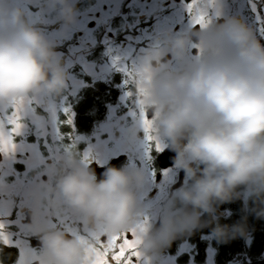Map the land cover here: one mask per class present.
Listing matches in <instances>:
<instances>
[{"label":"clouds","instance_id":"clouds-1","mask_svg":"<svg viewBox=\"0 0 264 264\" xmlns=\"http://www.w3.org/2000/svg\"><path fill=\"white\" fill-rule=\"evenodd\" d=\"M45 2L57 23H77V0ZM57 47L14 0H0V108L14 110L20 101L64 93L69 74ZM134 64L139 71L129 90L134 98L139 88L146 90L152 135L176 153L174 167L188 181L164 204L159 227L140 234L142 257L151 260L178 234L211 224L217 243L250 242L248 216L264 219V44L244 20L231 16L180 34L163 32ZM141 131L135 119L130 140ZM44 174L52 183L31 192L37 204L32 231L43 248L38 264H88L81 236L44 220L39 205L49 196L70 206L101 238L129 234L140 220L144 167L108 166L98 178L74 148ZM238 199L244 200V215L231 225L219 223L220 206ZM205 213L210 220L202 222Z\"/></svg>","mask_w":264,"mask_h":264},{"label":"flooded vegetation","instance_id":"flooded-vegetation-1","mask_svg":"<svg viewBox=\"0 0 264 264\" xmlns=\"http://www.w3.org/2000/svg\"><path fill=\"white\" fill-rule=\"evenodd\" d=\"M14 2L25 10L30 23L58 42L56 50L62 55L69 80L68 88L60 97L39 95L25 102L21 117L23 127L13 138L18 147L7 158L0 153V221L5 223L11 240L7 245L0 241L3 264H19L22 250L36 258L43 254L40 236L32 231L37 204L31 192L37 184L52 183L44 170L65 154V146L71 144L69 134L81 138L75 149L82 158L90 151L88 164L95 169L98 178L108 166L135 164L146 169L147 179L139 191L140 220L146 219L150 227H159L161 209L173 193L188 182L187 177L182 170L175 169L176 153L170 149L161 152L153 149L149 163L143 131L136 141L130 140L128 128L135 120L130 115L133 106L130 100L122 99L128 90L123 85L125 76L113 67L112 59L118 55L131 67L136 56L151 46L161 33L180 34L199 27L191 23L185 7L191 0H77V23L68 28L54 20L45 0ZM218 2L222 16L212 15L211 20L235 16L244 20L261 42L264 41L261 33L264 0ZM100 75L105 79H100ZM102 97L104 105L100 108L97 103ZM89 99L94 104L88 113L93 121L89 128H83L81 104ZM69 105L75 113L74 133L73 127L64 123L67 117L63 108ZM52 108L57 112L56 127L46 129V134H38L42 130L34 128L31 112L49 117ZM12 111L0 108V118L6 120ZM243 206V199L221 205L216 213L219 223L231 225L239 221L244 215ZM39 209L49 225L91 238L89 226L59 198L49 196L41 201ZM201 220L205 222L210 217L205 213ZM212 227L214 224L178 234L157 256L147 260L148 264H257L264 261V251L259 257L255 251L250 226L251 241L243 240L235 247L217 243L211 236ZM128 235L131 238V234ZM31 264H38V260H32ZM135 264H144V258Z\"/></svg>","mask_w":264,"mask_h":264},{"label":"snow or ice","instance_id":"snow-or-ice-1","mask_svg":"<svg viewBox=\"0 0 264 264\" xmlns=\"http://www.w3.org/2000/svg\"><path fill=\"white\" fill-rule=\"evenodd\" d=\"M188 13L191 17V23L193 25H199L201 27L207 26L211 22V16H219L221 14V8L218 0H191V3L185 5ZM255 10V6H254ZM212 13L210 15L209 13ZM261 33L264 34V28H261ZM111 53V49H109ZM113 67L122 72L125 76L123 85L126 89L122 99L130 100L133 106V110L130 111V115L134 119H140L145 133L144 150L145 156L150 161L151 151L155 149L157 152L164 150L159 141L155 140L152 135L151 120L148 118L147 113L144 110V97L146 90L139 88L137 90L135 98L132 91H130V84L136 79L138 71L135 64L129 67L127 64L121 61V58L117 55L112 59ZM147 71V70H144ZM24 101H20L16 104L15 109L4 120L0 118V153H3L7 158L17 149V144L14 142V136L19 135L23 127L21 123V117L24 113ZM63 112L67 119L64 121L69 126L73 127L74 133V116L71 106L63 108ZM58 131V129H57ZM63 139V137H61ZM71 144L65 146L66 151H71L75 148L76 143L81 139L73 134H69ZM90 151H86L83 154V161L89 163ZM167 174V173H165ZM147 220H139L130 232L131 238L128 233L120 236L107 235L106 239H102V233H92L90 239L81 237V242L85 245L87 251L88 264H135L142 258L141 253L138 250V246L141 243L140 234L147 230ZM6 225L0 221V241L4 244H10L11 240L9 234L5 231ZM135 258V262L134 259ZM36 259L34 255H30L22 250L19 264H31V261ZM144 264H148L147 259L144 258Z\"/></svg>","mask_w":264,"mask_h":264},{"label":"trees","instance_id":"trees-1","mask_svg":"<svg viewBox=\"0 0 264 264\" xmlns=\"http://www.w3.org/2000/svg\"><path fill=\"white\" fill-rule=\"evenodd\" d=\"M101 87V84L99 85ZM101 89V88H100ZM99 96H103V94L99 93ZM101 98V97H100ZM98 106L100 108L104 105L103 97L98 100ZM93 102L89 99L88 101H83L81 104V112H82V127L89 128L93 121L92 117L88 115L89 111L93 107ZM248 225L251 227L252 232L254 233V247L258 257L264 251V219H257L255 215H251L248 217ZM243 238H237L227 243V246L235 247L238 242H242ZM257 264H264V261H258Z\"/></svg>","mask_w":264,"mask_h":264},{"label":"rangeland","instance_id":"rangeland-1","mask_svg":"<svg viewBox=\"0 0 264 264\" xmlns=\"http://www.w3.org/2000/svg\"><path fill=\"white\" fill-rule=\"evenodd\" d=\"M43 9V8H42ZM264 44V41L261 42ZM100 79H105L103 78L104 76H99ZM57 112L55 111V109H51L50 110V114L49 117H43V116H39L36 114V112H31L32 117L30 118V120L33 122L34 124V128L37 130H42V132H39L38 134H46V129H51V128H55L56 124H57Z\"/></svg>","mask_w":264,"mask_h":264}]
</instances>
